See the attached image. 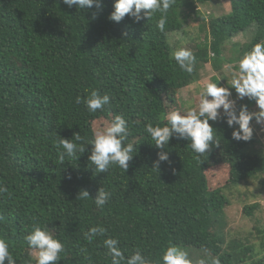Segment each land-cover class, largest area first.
I'll return each instance as SVG.
<instances>
[{
  "label": "trees",
  "instance_id": "1",
  "mask_svg": "<svg viewBox=\"0 0 264 264\" xmlns=\"http://www.w3.org/2000/svg\"><path fill=\"white\" fill-rule=\"evenodd\" d=\"M210 1L216 0H175L161 32L160 12L150 18L142 12L139 21L127 15L120 22L109 19L113 0L87 10L63 0H0V186L6 188L0 193V238L15 264H35L36 250L25 240L34 225L47 227L63 243L57 264H111L107 238L119 241L125 258L140 249L153 264H161L169 244L188 251L193 264L212 258L264 264V227L254 226L255 235L243 232L242 242L239 236L230 240L225 215L228 190L257 182L258 194L264 191V151L255 147L260 124L252 121L254 134L245 142L234 140L222 119L209 121L219 143L203 155L177 136L158 149L145 131L148 123H166L165 114L180 107L178 91L199 82L207 64L220 70L264 41V0H227L222 15L206 6ZM244 30L251 37L231 45L235 58V52L226 56V45ZM180 47L196 57L192 73L172 58ZM92 89L110 96V104L95 113L75 102ZM240 104L259 110L248 98L237 99ZM117 114L126 119L127 142L137 149L125 171L113 165L97 173L88 160L91 145L77 159L60 161L58 136L79 132L91 139L98 125ZM159 151L169 161L157 172ZM221 169L224 181L211 190L209 181ZM101 186L111 196L97 207L93 198ZM81 189L91 198L80 199ZM241 192L243 198L253 195ZM259 205H245L244 213L251 216ZM93 226L106 232L89 242L85 233Z\"/></svg>",
  "mask_w": 264,
  "mask_h": 264
},
{
  "label": "clouds",
  "instance_id": "2",
  "mask_svg": "<svg viewBox=\"0 0 264 264\" xmlns=\"http://www.w3.org/2000/svg\"><path fill=\"white\" fill-rule=\"evenodd\" d=\"M69 8L75 6L77 9L87 10L90 8H102V0H63ZM175 0H113V10L109 19L120 22L126 15L137 21L143 16L150 18L153 13L160 12L162 15L157 20V28L163 32L167 22V12L174 5ZM236 37V36H235ZM234 38V37H233ZM172 58L178 66L187 73H192L196 57L193 51L187 47H180L173 51ZM232 78L230 87L218 84L217 80L204 82L199 92V100L195 107L185 110L173 108L165 114L166 123L153 125L148 123L145 131L150 135L154 145L158 149L166 148L173 136L190 142V148L199 155L205 154L210 144H218L214 133L216 130L209 121L222 119L228 127L232 128L231 136L237 141H250L254 134L252 121L264 124V41L256 42L238 62L235 70L230 66ZM235 90L236 98H232ZM248 98L254 100L258 111H250L246 104L237 107V99ZM77 104L83 102L90 113L103 110L104 106L110 104V96L101 94L92 89L86 98L77 97ZM238 126V127H234ZM58 136V135H57ZM56 142L58 148L63 151L59 153V159L63 163L65 157L77 159L85 152L86 145H91L88 160L94 165L95 171L107 172L110 166H119L124 171L129 166L134 152L137 151L134 142H127L129 137L128 123L120 115H115L106 124H100L93 132L91 139L82 136L79 132L72 134L71 138L58 136ZM166 151H159L153 167L159 171L160 164L168 162ZM6 188L0 186V193ZM79 198L87 200L90 197L86 189L78 192ZM111 193L100 187L93 198L97 207H103L110 199ZM106 229L93 226L85 233V239L91 242L96 236L105 234ZM30 248L36 250L35 264H57L61 259L60 254L64 251L63 243L57 239L47 227L34 225L32 230L25 236ZM104 246L111 257V264H153L140 249L125 258L116 238L104 240ZM15 264L14 258L9 251V245L4 238H0V264ZM161 264H193L188 251L177 244H169L161 255ZM197 264H209V260L200 259ZM210 264H221L219 258H212Z\"/></svg>",
  "mask_w": 264,
  "mask_h": 264
},
{
  "label": "rangeland",
  "instance_id": "3",
  "mask_svg": "<svg viewBox=\"0 0 264 264\" xmlns=\"http://www.w3.org/2000/svg\"><path fill=\"white\" fill-rule=\"evenodd\" d=\"M228 4L229 2L227 0L226 1L216 0L213 2L210 1L209 4L207 5L205 4V5L207 7L209 6L211 8V11L215 15H222L228 12L229 10ZM205 5H198V9L204 11ZM204 12L207 13L208 10H205ZM247 37L249 38L251 37V31L249 30H244L242 33H239L236 37L232 38L231 42H229L226 45L225 48L226 56L228 55L230 56L233 52H235V50L231 51V45H233V43H235L236 41L240 43L247 42L248 40ZM236 56H237V52L234 53L233 58H235ZM238 62L239 60L226 61L225 63H223L222 68L220 70L215 69L213 65L207 64L202 70V78L199 82L193 83L178 91L177 97L181 107V108L179 107V109L183 111L188 107H195L196 104L198 103L199 92L202 89L204 82L207 80H213V77L217 79L222 77L218 82L226 86L225 83L231 82V78H232V74L229 68L230 66H232V68L235 70L236 68H238ZM232 98L235 97H233L232 95ZM188 102H191L190 106H188ZM257 133L259 134L258 135L259 142L255 145V147L256 148L260 147L264 151V124H260V128L257 130ZM223 148L225 149V146H223ZM224 174H226V172H224L223 169L215 171V175L213 176V178H211L208 185L211 190L221 186L222 182L224 181L223 179L225 178V176H223ZM242 184L243 185L238 186V188L241 191L252 192L254 196L252 195V197L243 198L241 194L242 192L240 190L230 189L226 192L230 200V203L225 208V215L228 222L227 229H229V231L234 235V236L233 235L230 236L229 239L233 240V238L239 236L237 238H240L241 242L243 241L242 240L243 232H249V234L255 235L257 231L254 230V226H259L260 228L264 227V191H261L258 194L257 182L242 183ZM253 201H258L260 205L258 206L257 209L253 211V214L251 216L246 215L244 213V206L253 203Z\"/></svg>",
  "mask_w": 264,
  "mask_h": 264
}]
</instances>
